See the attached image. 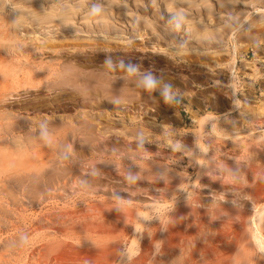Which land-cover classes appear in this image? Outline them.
I'll list each match as a JSON object with an SVG mask.
<instances>
[{"label":"rangeland","instance_id":"1","mask_svg":"<svg viewBox=\"0 0 264 264\" xmlns=\"http://www.w3.org/2000/svg\"><path fill=\"white\" fill-rule=\"evenodd\" d=\"M0 13V61L62 69L73 63L76 71L62 97L54 89H19L7 106L0 103L8 116L0 146L19 151L17 143L34 142L29 155L37 163L0 157V264H25L28 257L40 264L109 263L133 238L130 220L139 208L169 202L173 181L196 178L192 194L174 196L178 204L151 210L140 250L125 264H232L249 240L247 219L264 197V32H258L264 0H0ZM148 74L158 82L151 91L142 82ZM4 83L10 79L0 81V98ZM166 85L174 94L170 103L161 95ZM212 119L239 137L215 134ZM199 120L216 158L214 171L202 174L184 151L196 143ZM218 163L242 170L217 174ZM93 205L110 218L96 216L85 226L75 212L91 213ZM254 256L249 264H264Z\"/></svg>","mask_w":264,"mask_h":264},{"label":"bare ground","instance_id":"2","mask_svg":"<svg viewBox=\"0 0 264 264\" xmlns=\"http://www.w3.org/2000/svg\"><path fill=\"white\" fill-rule=\"evenodd\" d=\"M202 3V2H201ZM208 3V2H207ZM37 5V4H36ZM1 14V13H0ZM107 16V15H106ZM12 18V17H11ZM64 21V20H63ZM103 21V20H102ZM105 21V20H104ZM61 22H62V20H61ZM86 23V22H85ZM149 23V22H148ZM19 27V25H17L16 24V28H18ZM116 31V30H115ZM152 32V31H151ZM221 32V31H220ZM258 32H264V30L263 31H258ZM154 33V32H153ZM224 33V32H223ZM222 34V33H221ZM255 34H257V32L255 33ZM255 34H253V36L255 35ZM27 37V36H26ZM33 38V37H32ZM204 38V37H203ZM202 40V39H201ZM253 41V40H252ZM255 42V41H254ZM94 44V43H93ZM131 45V44H130ZM160 49H161V47H159ZM164 49V48H163ZM158 51V50H157ZM159 53V52H158ZM162 53H164V50H162ZM11 56V55H10ZM6 59V58H5ZM15 59V58H14ZM14 59L13 58H11V60H10V58H8V59H6V60H3V61H0V81H1V83H3L4 81H6L7 79H10V84L9 85H7L6 83H4V85L2 86V98H0V103H3V102H7V101H9V100H11V99H14V93H18V91H19V89H23L24 91H28V90H33V91H40V89L41 88H47V90L49 89V90H52L53 91V89L55 90V92H57L56 93V95H59L60 94V96H56L57 98H59V97H62L61 96V94H62V92L65 90V88H63L65 85H67L68 84V82L70 81V78H69V76L68 75H70L71 76V74L72 73H75L76 71H75V66L73 65V63H71V64H67V66L64 68V69H62L60 66L59 67H53L51 64H41V65H38V66H36L35 64H33L34 62H25L24 64H20V62H13L14 61ZM36 59V58H35ZM89 59V58H88ZM13 60V61H12ZM38 60V59H37ZM93 62V61H92ZM82 63V62H81ZM87 63V62H86ZM227 63V62H226ZM66 65V64H65ZM112 66V65H111ZM228 66V65H227ZM263 66V65H262ZM94 68V67H93ZM232 68V67H231ZM231 68H230V70H231ZM86 69V68H85ZM97 69V68H96ZM107 69V68H106ZM77 70V69H76ZM120 70V69H119ZM118 71V70H117ZM116 71V72H117ZM121 71V70H120ZM120 71H118L119 73H120ZM77 72H78V70H77ZM126 72V71H125ZM83 73V72H82ZM122 73V72H121ZM128 73V72H127ZM113 76V75H112ZM115 76V75H114ZM126 76H127V74H126ZM73 77V76H72ZM118 77V76H117ZM128 77V76H127ZM114 78V77H113ZM120 78H121V76H120ZM74 79V78H73ZM96 79H99L98 77L96 78ZM141 80V79H140ZM73 81V80H72ZM71 82V81H70ZM84 82V81H83ZM112 82V81H111ZM90 83H91V81H90ZM99 83H100V81H99ZM77 85V84H76ZM85 85V84H84ZM106 85V84H105ZM98 86V85H97ZM89 87V86H88ZM106 87V86H105ZM104 87V88H105ZM114 87V86H113ZM69 88V87H68ZM81 88V87H80ZM94 88V87H93ZM93 88H91V89H93ZM98 88H100L101 89V87L99 86ZM103 88V89H104ZM120 88V87H119ZM125 88H127V87H125ZM130 88V87H129ZM70 89V88H69ZM86 89V88H85ZM84 89V90H85ZM89 89H90V87H89ZM102 89V90H103ZM106 89V88H105ZM80 90V89H79ZM116 90V89H115ZM98 91V90H97ZM49 92V91H48ZM102 92H104V90L102 91ZM106 92V91H105ZM112 92V91H111ZM114 92H116V93H118L117 91H114ZM30 93V92H29ZM53 93V92H52ZM70 93H72V92H70ZM88 93V92H87ZM86 93V94H87ZM115 93V94H116ZM46 94V93H45ZM69 94V93H68ZM82 94H84V92L82 93ZM86 94H84V95H86ZM102 94V93H101ZM126 94V93H125ZM47 95V94H46ZM52 95V94H51ZM70 95H72L70 98H72V97H74L75 95H77L76 94V92H73V94H70ZM131 95V94H130ZM37 96V95H36ZM115 96H117V95H115ZM84 97V96H83ZM114 97V96H113ZM113 97H111V98H113ZM119 97V96H118ZM55 98V97H54ZM46 99V98H45ZM73 99V98H72ZM71 99V100H72ZM74 99H75V97H74ZM120 99V98H119ZM34 100V99H33ZM89 100V99H88ZM92 100V99H91ZM96 100V99H95ZM110 100V99H109ZM117 100V99H116ZM199 100V99H198ZM23 101V100H22ZM25 101V100H24ZM36 101V100H35ZM37 101H39V102H41L42 100L39 98V99H37ZM94 101V100H93ZM53 102V101H52ZM95 102V101H94ZM122 102V101H121ZM198 102V101H197ZM11 103V102H10ZM21 103V102H20ZM54 103V102H53ZM65 103V102H64ZM77 103V102H76ZM91 103H93V102H91ZM4 104V103H3ZM2 104V105H3ZM41 104V103H40ZM55 104V103H54ZM102 104H104V103H102ZM11 105V104H10ZM235 105H236V103H235ZM4 106H7V105H5L4 104ZM22 106V105H21ZM25 107V106H24ZM46 107V106H45ZM80 107V106H79ZM8 108H9V106H8ZM23 108V107H22ZM52 108V107H51ZM110 108V107H109ZM40 109V108H39ZM64 109V108H63ZM79 109V108H78ZM94 109V108H93ZM26 110V109H25ZM33 110V109H32ZM113 110V109H112ZM262 110H264V105H262ZM21 111V110H20ZM107 111V110H106ZM117 111H119V110H117ZM72 112V111H71ZM20 113V112H19ZM43 113V112H42ZM99 113H100V111H99ZM140 113V112H139ZM58 114V113H57ZM13 115L14 114H12V118H13ZM29 115V114H28ZM44 115V114H43ZM24 116V115H23ZM48 116V115H47ZM15 118L16 117H19V116H14ZM33 117V116H32ZM67 117V116H66ZM101 117V116H100ZM262 117V116H261ZM22 118V117H21ZM129 118V117H128ZM252 118V117H251ZM8 120V116H7V111L5 110V108L3 109V107L1 108L0 107V121L2 122V123H0V126H1V128H2V125L4 126L5 124L3 123V121H6V120ZM10 120V119H9ZM58 120V119H57ZM78 120V119H77ZM92 120V119H91ZM244 120V119H243ZM251 120V119H250ZM19 121V120H18ZM25 121H26V119H25ZM215 121V119L213 120H208L207 122H209V123H211V125H212V131H214L215 132V134H218V135H221V136H223L224 138H228V137H231V138H234V137H239V135H237V133H235V132H232V131H229V130H226V129H222L218 124H217V122H214ZM216 121H218V119L216 120ZM7 122V121H6ZM21 122V121H20ZM59 122V121H58ZM83 122V121H82ZM81 122V123H82ZM9 123H11V122H9ZM60 123V122H59ZM137 123V122H136ZM22 124V123H21ZM83 124V123H82ZM97 124H98V122H97ZM100 124V123H99ZM142 124V123H141ZM13 125H14V123H13ZM17 125H18V123H17ZM57 125V124H56ZM61 124H58V126H60ZM68 125V124H67ZM71 125V124H70ZM101 125V124H100ZM199 126V128L198 129H196V134H195V138H196V143H195V145H194V147H192V148H190V149H187V150H184L186 153H187V155H188V158H189V162L190 163H195V164H197V166L199 167V173H200V171H205L204 169H207L209 172H212V170L214 171V169L216 168V166L214 167L213 165H215V159L216 158H214L212 155H211V153L209 152V150H208V148H207V144L206 143H204V138H205V135H204V133H205V131H206V129H207V127H206V123H204L203 124V120H199V124H198ZM12 126V125H11ZM50 126H52V125H50ZM97 126V125H96ZM255 126V125H254ZM9 127V126H8ZM42 127V126H41ZM48 127V126H47ZM56 127V126H55ZM106 127V126H105ZM57 128H59V127H57ZM56 128V130H58ZM62 128V127H61ZM136 128V127H135ZM9 129V128H8ZM13 129H14V126H13ZM24 130V129H23ZM83 130H85V129H83ZM91 130V129H90ZM102 130V129H101ZM231 130V129H230ZM3 131V130H2ZM6 131V130H5ZM100 131V130H99ZM120 131V130H119ZM249 131V130H248ZM256 131V130H255ZM31 132V131H30ZM51 132V131H50ZM64 132V131H63ZM213 132V133H214ZM237 132H239V131H237ZM2 133H4V132H2ZM38 133V132H37ZM44 133V132H43ZM71 133V132H70ZM93 133H94V131H93ZM209 133V132H208ZM211 133V132H210ZM245 133V132H244ZM243 132H242V134H244ZM257 133V132H256ZM9 134H12L11 132L9 133ZM27 134V133H26ZM29 134H31V133H29ZM64 134H65V132H64ZM175 134V133H174ZM250 134V133H249ZM252 134H254V133H251V135ZM264 134V133H263ZM32 135V134H31ZM126 135V134H125ZM24 136V135H23ZM43 136V135H42ZM45 136V135H44ZM71 136V135H70ZM80 136V135H79ZM98 136V135H97ZM261 136V135H260ZM1 137V136H0ZM67 137V136H66ZM241 137V136H240ZM249 137V136H248ZM34 138V137H33ZM40 138V137H39ZM68 138V137H67ZM242 138H244V137H242ZM249 138H251V136L249 137ZM253 138V137H252ZM257 138H260V137H257ZM3 139V138H2ZM223 139V138H222ZM230 139V138H229ZM239 139H241V138H239ZM246 139V138H245ZM4 140V139H3ZM6 140V139H5ZM4 140V141H5ZM86 139H84V141H85ZM256 139H254V141H255ZM258 140H261V139H258ZM263 140H264V137H263ZM0 141H2V140H0ZM29 141V140H28ZM93 141V140H92ZM110 141V140H109ZM228 141V140H227ZM237 141V140H236ZM239 141V140H238ZM18 142H20V141H18ZM33 142V141H32ZM86 142H88V141H86ZM123 142V141H122ZM226 142V141H225ZM233 142V141H232ZM247 142V141H246ZM251 142V141H250ZM133 143V142H132ZM244 143V142H243ZM263 143V142H262ZM58 144V143H57ZM93 144V143H92ZM180 144V143H179ZM217 144V143H216ZM230 144V143H229ZM231 144H233V143H231ZM248 144V143H247ZM246 144V145H247ZM250 144V143H249ZM257 144H258V142H257ZM261 144V143H260ZM10 145V144H9ZM7 146L6 145V147H4V146H0V157H2V159H3V156H5L6 157V159H9L10 160V157H13V156H15V155H17L16 157H18L20 160L19 161H21V163H23V164H26V165H30V166H35V165H37V163L35 162V160L33 159V158H31V156L29 155V151H30V149H35L36 148V144H34V142L33 143H29L28 145H25L24 144V146L22 145V144H20V143H17V145H16V147L15 148H18L19 149V151L17 152L16 150L14 151L13 150V148H12V146ZM12 145V144H11ZM110 145V144H109ZM135 145V144H134ZM243 145V144H242ZM252 145V144H251ZM250 145V146H251ZM71 146V145H70ZM247 146H249V145H247ZM246 146V147H247ZM259 146V145H258ZM14 147V146H13ZM38 147V146H37ZM61 147V146H60ZM179 147V146H178ZM246 147H245V149H246ZM263 147H264V145H263ZM104 148V147H103ZM114 148V147H113ZM181 148V147H180ZM213 148V147H212ZM250 148V147H249ZM253 148H255V147H253ZM261 148V147H260ZM226 149V148H225ZM234 149V148H233ZM257 149V148H256ZM216 150V149H215ZM244 150V149H243ZM213 151V150H212ZM228 151V150H227ZM239 151V150H238ZM242 151V150H241ZM259 151H260V149H259ZM258 151V152H259ZM36 152V151H35ZM247 152V151H246ZM245 152V153H246ZM262 152V151H261ZM34 153V152H33ZM122 153V152H121ZM242 153V152H241ZM244 153V152H243ZM248 153H249V150H248ZM251 153V152H250ZM36 154H37V152H36ZM213 154H214V152H213ZM233 154V153H232ZM33 155H35V154H33ZM156 155V154H155ZM231 155V154H230ZM151 156V155H150ZM157 156V155H156ZM214 156H215V154H214ZM244 156V155H243ZM9 157V158H8ZM16 157H15V160H17L16 159ZM38 157V156H37ZM121 157V156H120ZM158 157V156H157ZM261 157V156H260ZM132 158V157H131ZM142 158V157H141ZM221 158V157H220ZM219 158V159H220ZM248 158H249V156H248ZM5 159V160H6ZM118 159V158H117ZM218 159V158H217ZM13 160V159H12ZM12 160L8 163L7 162V164H9V166H11L10 164H12L13 162H12ZM99 160V159H98ZM7 161V160H6ZM6 161H4V162H6ZM52 161V160H51ZM220 161V160H219ZM223 161V159H221V161H220V163ZM3 162V163H4ZM42 162V161H41ZM49 162V161H48ZM94 162V161H93ZM156 162V161H155ZM159 162V161H158ZM162 162V161H161ZM234 162V161H233ZM247 162V161H246ZM253 162V161H252ZM2 163V164H3ZM18 163V162H17ZM20 163V162H19ZM44 163V162H43ZM42 163V164H43ZM220 163H218V165L217 166H219L220 165V172H219V169L217 170L219 173H217V174H220L221 172H225L226 174H227V176L228 175H230V174H232V172L233 171H235V169H238V171H239V169L240 170H242L241 168H237V166L236 165H233V164H228V163H222V164H220ZM39 164H41V163H39ZM49 164H51L50 162L48 163V165ZM237 164V163H236ZM241 164V163H240ZM4 166H6L5 164H3ZM15 165V164H14ZM43 165H45V164H43ZM245 166H247L246 165V163L244 164ZM260 165V164H259ZM2 166V165H1ZM13 166V165H12ZM11 166V167H12ZM29 166V167H30ZM156 166H157V164H156ZM164 166V165H163ZM167 166V165H166ZM196 166V165H195ZM243 166V165H242ZM244 166V167H245ZM8 167V166H7ZM39 167V168H38ZM38 167H34L35 169L36 168H38V169H41V167L40 166H38ZM52 167V166H51ZM165 167V166H164ZM239 167V166H238ZM26 168H28V167H26ZM32 167H30V168H28V169H31ZM247 168V167H246ZM249 168V167H248ZM34 169V170H35ZM38 169H36V170H38ZM51 169V168H50ZM153 169V168H152ZM2 170V167H0V171ZM26 170V169H25ZM127 170V169H126ZM130 170V169H129ZM132 170V169H131ZM140 170V169H139ZM166 170H168V169H166ZM197 170V169H196ZM244 170H247V169H244ZM249 170V169H248ZM23 171V170H22ZM44 171V170H43ZM121 171H122V169H121ZM150 171V170H149ZM207 171V172H208ZM15 172V171H14ZM132 172H133V170H132ZM171 172V171H170ZM29 173V172H28ZM41 173V172H40ZM49 173V172H48ZM131 173V172H130ZM173 173V172H172ZM197 173V172H196ZM236 173H238V172H236ZM235 173V174H236ZM241 173V172H240ZM25 174V173H24ZM111 174V173H110ZM125 174V173H124ZM200 174H202V173H200ZM205 174V173H204ZM206 174H208V173H206ZM210 174V173H209ZM246 174V173H245ZM187 175V174H186ZM238 175H240L241 176V178H242V174H238ZM250 175V174H249ZM19 176V175H18ZM24 176V175H23ZM27 176V175H26ZM139 176V175H138ZM200 177V181H201V177H203V176H200L199 174L197 175V177ZM226 176V175H225ZM232 176H234V175H232ZM240 176H239V178H240ZM243 176H244V174H243ZM172 177H174L173 175H172ZM185 177V176H184ZM249 177V176H248ZM244 178H247V177H244ZM144 179V178H143ZM183 179V178H182ZM242 180V179H241ZM249 180V179H248ZM247 181V180H246ZM250 181H252V180H250ZM2 182V181H1ZM75 183V182H74ZM198 178H196L194 181H179V180H175V181H173V183L171 184V185H173L172 186V196L173 197H171V200L168 202H166V203H159V202H153V203H150L149 205H147L146 207H144V208H142V209H138L137 211H136V214H135V217L133 218V220H130V222L132 223L133 222V225H134V231H133V233H132V239H131V241H130V243L128 244V245H126L125 246V248L123 249V250H121V252L119 253V255H118V257L115 259H112V261H110L109 263L107 262V261H98L97 263H94V264H125V262H127L131 257H133L139 250H140V246H141V238H142V236L144 235V230H145V227H146V225H147V223L149 222V221H151V210H155V212L156 213H158V212H161V211H163V210H165L166 208H167V206L168 205H173V204H176L177 202H175V200L176 199H174V196H176V194H178V193H181V197H180V199L182 200V199H184V198H186V196H185V194L189 191V194L188 195H190V194H192L193 192H194V189L198 186ZM243 183H245L244 181H243ZM253 183V182H252ZM251 183V184H252ZM155 184V183H154ZM164 184V183H163ZM236 184V183H235ZM258 184V183H257ZM7 185V184H6ZM197 185V186H196ZM232 185V184H231ZM136 186H138V185H136ZM237 186V185H236ZM256 186V185H255ZM7 187H9V186H7ZM233 187V186H232ZM237 187H239V186H237ZM263 187V186H262ZM213 188V187H212ZM215 188V187H214ZM240 189V188H239ZM243 189V188H242ZM90 191V190H89ZM93 192V191H92ZM208 192V191H207ZM241 192V191H240ZM255 192V191H254ZM253 193V192H252ZM99 194V193H98ZM239 194V193H238ZM236 195V194H235ZM251 195V194H250ZM165 196V195H164ZM223 196V195H222ZM232 196V195H231ZM261 196H263V195H260L259 197H261ZM259 197H258V199H259ZM118 198V197H117ZM166 198V197H165ZM55 199V198H54ZM106 199V198H105ZM110 199V198H109ZM253 199H255V198H253ZM256 199H257V197H256ZM255 199V201H257ZM101 200V199H100ZM120 200V199H119ZM166 200V199H165ZM181 200H180V202H181ZM239 200V199H238ZM188 201V200H187ZM234 201V200H233ZM254 200H253V202H255ZM122 202V201H121ZM134 202V201H133ZM237 202V201H236ZM67 203V202H66ZM130 203V202H129ZM145 203V202H144ZM249 203V202H248ZM83 204V203H82ZM138 204V203H137ZM178 204V203H177ZM255 204H256V202H255ZM140 205V204H139ZM180 205V204H179ZM220 205H222V204H220ZM236 205V204H235ZM64 206V205H63ZM174 206V205H173ZM256 207L254 208V205H253V208L255 209V213H253L252 215H251V217H250V220H248L247 219V221H248V224H247V233H248V238H249V240L247 241V243H245L244 241H242V243L244 242L245 243V245L244 244H242V250H241V252L239 253V254H237V255H232L233 253H231V255L232 256H234L233 257V260H232V264H249V263H251V260H252V258H251V256L253 257L255 254V252H257V254H258V256L259 257H261L262 259L264 258V249H262L260 246H259V243H258V238L259 237H262V238H264V197L263 198H261V199H259L258 201H257V204L255 205ZM115 207V206H114ZM234 207V206H233ZM232 207V208H233ZM238 208V207H237ZM90 209H91V213H84V211L83 210H81V211H79V213H77V212H75V214H76V216H75V218L76 219H78L79 221H81L85 226H90V224H92V223H94L93 221H92V219L91 218H95L96 216H98L99 217V219H103L102 221H104L105 219H108V218H110V216L107 214V213H104V214H102V210H101V208L100 207H98V206H96V205H93V206H91L90 207ZM228 209V208H227ZM68 210V209H67ZM85 210V209H84ZM89 210V209H88ZM87 210V211H88ZM113 210V209H112ZM133 210V209H132ZM219 210V209H218ZM239 210V209H238ZM219 211H223V213H227V211L228 210H226L225 208H222L221 210H219ZM230 211V210H229ZM89 212V211H88ZM169 212V211H168ZM212 212V211H211ZM213 212H214V210H213ZM60 213V212H59ZM64 213H65V211H64ZM232 213V212H231ZM235 213L237 214V212L235 211ZM78 214V215H77ZM130 214V213H129ZM178 214H179V211H178ZM185 214V213H184ZM214 214V213H213ZM216 214V213H215ZM248 214V215H249ZM160 215V214H159ZM182 215V214H181ZM202 215V214H201ZM205 215V214H204ZM228 215H229V213H228ZM241 215V214H240ZM249 215V216H250ZM128 216V215H127ZM157 216V215H156ZM206 216V215H205ZM214 216V215H213ZM218 216V215H217ZM221 216V215H220ZM223 216H224V214H223ZM223 216H221V217H223ZM230 216V215H229ZM235 216V215H234ZM238 216H239V213H238ZM248 216V217H249ZM73 217V216H72ZM178 217V216H177ZM189 217V216H188ZM212 217V216H211ZM232 217V216H231ZM236 217H237V215H236ZM247 217V218H248ZM74 218V219H75ZM111 218H113L112 216H111ZM115 218H116V216H115ZM114 218V219H115ZM200 218V217H199ZM206 218V217H205ZM240 218V217H239ZM97 219V218H96ZM120 219V218H119ZM172 219V218H171ZM179 219V218H178ZM229 219V218H228ZM231 219V218H230ZM232 219H233V217H232ZM93 220H95V219H93ZM173 220V219H172ZM225 220V219H224ZM246 220V219H245ZM96 221V220H95ZM98 221V220H97ZM106 221V220H105ZM212 221V220H211ZM232 221H234V220H232ZM236 221H238L237 219H236ZM240 221H241V219H240ZM239 221V222H240ZM99 222V221H98ZM191 222V221H190ZM246 222V221H245ZM40 223V222H39ZM71 223V222H70ZM121 223V222H120ZM127 223V222H126ZM168 223V222H167ZM172 223H173V221H172ZM181 223V222H180ZM201 223H202V221H201ZM208 223V222H207ZM97 224V223H96ZM96 224H94V225H96ZM99 224V223H98ZM130 224V223H129ZM82 225V224H81ZM183 225V224H182ZM189 225V224H188ZM241 225V224H240ZM37 226V225H36ZM39 226V225H38ZM43 226V225H42ZM105 226V225H104ZM200 226H201V224H200ZM208 226V225H207ZM40 227V226H39ZM54 227V226H53ZM81 227V226H80ZM106 227V226H105ZM188 227V226H187ZM193 227V226H192ZM221 227V226H220ZM226 227V226H225ZM241 227V226H240ZM43 228V227H42ZM94 228V227H93ZM194 228V227H193ZM44 229V228H43ZM50 229V228H49ZM48 229V230H49ZM101 229V228H100ZM108 229V228H107ZM110 229V228H109ZM161 229V228H160ZM185 229V228H184ZM192 229V228H191ZM195 229V228H194ZM193 229V230H194ZM46 230V229H45ZM153 230V229H152ZM210 230V229H209ZM44 231V230H43ZM88 231H90V230H88ZM164 231V230H163ZM182 231V230H181ZM197 231V230H196ZM38 232V231H37ZM45 232V231H44ZM171 232V231H170ZM93 233V232H92ZM154 233V232H153ZM160 233V232H159ZM172 233V232H171ZM170 233V234H171ZM95 234V233H94ZM174 234V233H173ZM179 234V233H178ZM191 234V233H190ZM223 234V233H222ZM221 234V235H222ZM183 235V234H182ZM187 235H189V234H187ZM192 235V234H191ZM242 235H244L243 233H242ZM160 236V235H159ZM169 236V235H168ZM177 236V235H176ZM232 236V235H231ZM238 236V235H237ZM33 237V236H32ZM144 237V236H143ZM154 237V236H153ZM156 237V236H155ZM166 237V236H165ZM188 237V236H187ZM225 237V236H224ZM240 237V236H239ZM243 237V236H242ZM52 238V237H51ZM108 238V237H107ZM113 238V237H112ZM172 238H174V237H172ZM183 238H184V236H183ZM190 238V237H189ZM237 238V237H236ZM32 239V238H31ZM95 239V238H94ZM168 239V238H167ZM225 239V238H224ZM233 240V239H232ZM240 240H242V239H240ZM244 240V239H243ZM47 241V240H46ZM65 241V240H64ZM158 241H160V240H158ZM162 241V240H161ZM178 241V240H177ZM221 241V240H220ZM225 241V240H224ZM235 242V241H234ZM34 243V242H33ZM218 243V242H217ZM223 243V242H222ZM239 243H241V242H239ZM238 243V244H239ZM23 244V243H22ZM42 244V243H41ZM56 244H57V242H56ZM196 244V243H195ZM237 244V245H238ZM253 245V247L255 248L254 250H255V252H253V249H251L252 247H250L249 245ZM31 245V244H30ZM33 245V244H32ZM50 245V244H49ZM54 245V244H53ZM36 246H38V245H36ZM74 246V245H73ZM222 246V245H221ZM21 247V246H20ZM19 247V248H20ZM46 247H47V245H46ZM51 247V246H50ZM53 247V246H52ZM90 247V246H89ZM152 247V246H151ZM160 247V246H159ZM165 247V246H164ZM197 247V246H196ZM233 247V246H232ZM231 247V248H232ZM59 248H60V246H59ZM82 248V247H81ZM238 248H240V246H238ZM2 249V248H1ZM51 249V248H50ZM49 249V250H50ZM56 249V248H55ZM100 249H102V247L100 248ZM129 249H135V253L133 254V255H131L130 256V254H129ZM153 250H154V248H153ZM159 250H160V248H159ZM232 250V249H231ZM236 251H237V249H235ZM110 251V250H109ZM178 251V250H177ZM192 251V250H191ZM220 251V250H219ZM8 252V251H7ZM51 252H52V250H51ZM55 252V251H54ZM158 252V251H157ZM211 252H214L213 250L211 251ZM231 252V251H230ZM233 252V251H232ZM30 253V252H29ZM39 253V252H38ZM53 253V252H52ZM148 253V252H147ZM167 253V252H166ZM229 253V252H228ZM237 253V252H236ZM14 254V253H13ZM23 254V253H22ZM48 254V253H47ZM56 254V253H55ZM64 254V253H63ZM139 254V253H138ZM220 254V253H219ZM224 254V253H223ZM235 254V253H234ZM254 254V255H253ZM256 254V255H257ZM16 255H18V254H16ZM154 255V254H153ZM226 255V254H225ZM256 255L254 256V257H256ZM12 256V255H11ZM15 256V255H14ZM19 256V255H18ZM28 256H30V255H28ZM27 256V257H28ZM51 256V255H50ZM86 256V255H85ZM84 256V257H85ZM155 256V255H154ZM197 256V255H196ZM209 256V255H208ZM231 256V257H232ZM6 257V256H5ZM33 257V256H32ZM87 257V256H86ZM86 257L85 258H82V259H86ZM149 257H150V254H149ZM195 257V256H194ZM226 257V256H225ZM34 258V257H33ZM88 258V257H87ZM161 258V257H160ZM4 259V258H3ZM17 259H18V257H17ZM32 259V258H31ZM81 259V260H82ZM92 259V258H91ZM216 259V258H215ZM220 259H221V257H220ZM254 259V258H253ZM10 260V259H9ZM191 260V259H190ZM229 260H230V257H229ZM259 260V259H258ZM21 261V260H20ZM33 261H35V260H32V262ZM80 261V260H79ZM194 261V260H193ZM207 261V260H206ZM211 261V260H210ZM256 261V260H255ZM255 261H253V262H255ZM1 262H2V260H1ZM23 262V261H22ZM96 262V261H95ZM101 262H103V263H101ZM200 262V261H199ZM230 262V261H229ZM257 262V261H256ZM255 262V263H256ZM259 262V261H258ZM262 262V261H261ZM12 263H14L13 261H12ZM91 263V262H90ZM25 264H40V263H38L37 261H35V262H33V263H31V260H30V257H28L27 258V260L25 261ZM132 264H134V263H132ZM201 264V263H200ZM230 264V263H229ZM260 264V263H259ZM262 264H263V262H262Z\"/></svg>","mask_w":264,"mask_h":264},{"label":"clouds","instance_id":"3","mask_svg":"<svg viewBox=\"0 0 264 264\" xmlns=\"http://www.w3.org/2000/svg\"><path fill=\"white\" fill-rule=\"evenodd\" d=\"M97 11H98V10H97ZM121 66H123V65H121ZM128 72H129V74H133V73L136 72V69L133 68V67H129ZM142 82H143L144 87H145L146 89H148L149 91H151V90L157 88V86H158V82H157L156 79H154V78L152 77V75H150V74L145 75V76L143 77V81H142ZM161 95H162V97H163V99H164V101H165L166 103H170V102H172V101L174 100V94H173V92L171 91L170 86H167V85H166V86L162 89V91H161ZM258 243H259V246H260L262 249H264V238L259 237V238H258ZM134 253H135V249H129V254H130V256L133 255Z\"/></svg>","mask_w":264,"mask_h":264}]
</instances>
